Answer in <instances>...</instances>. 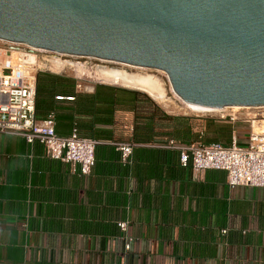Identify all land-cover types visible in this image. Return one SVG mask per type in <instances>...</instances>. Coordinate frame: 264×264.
Returning a JSON list of instances; mask_svg holds the SVG:
<instances>
[{
  "label": "crops",
  "instance_id": "0c3cea01",
  "mask_svg": "<svg viewBox=\"0 0 264 264\" xmlns=\"http://www.w3.org/2000/svg\"><path fill=\"white\" fill-rule=\"evenodd\" d=\"M40 75L48 110L38 117L54 111L59 135L77 125L99 141L96 163L84 175L38 141L1 136L0 264H264V187L231 189L223 170L197 178L169 144L207 143L214 119L231 132L212 142L229 145L235 135L246 145L249 123L182 116L191 127L183 130L132 88L86 81L78 89L70 74ZM113 142L136 144L129 163Z\"/></svg>",
  "mask_w": 264,
  "mask_h": 264
},
{
  "label": "water",
  "instance_id": "95a60500",
  "mask_svg": "<svg viewBox=\"0 0 264 264\" xmlns=\"http://www.w3.org/2000/svg\"><path fill=\"white\" fill-rule=\"evenodd\" d=\"M0 39L161 69L190 106H264V0H0Z\"/></svg>",
  "mask_w": 264,
  "mask_h": 264
},
{
  "label": "built area",
  "instance_id": "2783aa9c",
  "mask_svg": "<svg viewBox=\"0 0 264 264\" xmlns=\"http://www.w3.org/2000/svg\"><path fill=\"white\" fill-rule=\"evenodd\" d=\"M53 56L73 64L81 63L90 70L92 65L83 64V60L86 62L97 59L33 49L26 44L0 39V138L4 134H15L24 137L29 144L38 141L45 147L48 156L79 164L81 173L87 175L96 163V146L100 142L82 136L77 125L73 127L71 134L59 135L55 112L48 113L44 118L37 116V76L40 72L66 73L70 69L75 73L78 89L85 88L86 81L106 82L89 78L87 74L78 75L73 64L67 65L63 71L55 72L49 68L52 66L49 58ZM43 62L44 66L41 64ZM225 108L227 109L217 112V119L249 123L251 130L246 145H240L235 135L229 145L201 141L180 145L174 140L169 144L179 151L183 166L191 164L193 175L197 178L202 177L207 170H223L227 173V183L231 189L238 186L264 187V106L251 107L255 110L252 115L239 114L233 107ZM113 145L120 152L121 161L129 163L136 144L113 142ZM118 225L123 231L128 228L126 221H121ZM227 231L225 229L223 233ZM131 241L132 238L127 239L126 250L131 248Z\"/></svg>",
  "mask_w": 264,
  "mask_h": 264
},
{
  "label": "bare ground",
  "instance_id": "6f19581e",
  "mask_svg": "<svg viewBox=\"0 0 264 264\" xmlns=\"http://www.w3.org/2000/svg\"><path fill=\"white\" fill-rule=\"evenodd\" d=\"M36 49V47H32ZM102 62H111L114 64H118L119 66H99L95 65L92 71L88 70L81 63L73 64V62L68 60H63L60 58H56L55 56L50 57L49 61L52 66L49 67L51 70L55 72L63 71L67 68V65H74L77 70L78 75H85L89 78L95 80H102L103 82L113 84V85H122L124 87L137 89L143 92H146L152 99L157 101L158 103L164 104V106H168L169 98L167 97V91L164 82L154 73L151 72L162 71L161 69L134 65L126 62L115 61L111 59H100ZM44 65V64H43ZM121 65V66H120ZM167 74V73H166ZM173 89V87H172ZM174 96L172 97L175 101L176 99L180 102V104L186 107L188 110L197 113V114H213L220 111H224L225 109L220 108H204L200 106H190L186 103L179 95L174 91ZM240 108H251V107H240L233 106V109Z\"/></svg>",
  "mask_w": 264,
  "mask_h": 264
},
{
  "label": "rangeland",
  "instance_id": "374dc122",
  "mask_svg": "<svg viewBox=\"0 0 264 264\" xmlns=\"http://www.w3.org/2000/svg\"><path fill=\"white\" fill-rule=\"evenodd\" d=\"M21 47H25L23 45H21ZM85 60H83V64H87V65H92V69H88L85 65V66L88 70L92 71L93 70V67L95 65H101V66H119L118 64H114V63H111V62H102L100 59H94V60H88L86 62H84ZM42 66H44V62L41 63ZM121 66V65H120ZM65 73V72H64ZM66 73L67 74H70L72 75L73 77H75V73L70 70V69H67L66 70ZM152 74L154 73V75L156 74L157 76H159V78L164 82L165 84V87H166V91H167V97L169 98V101L167 102L168 103V106H164V104L162 103H159L164 109H166L167 111H169L171 114H174V115H177V116H190V117H195V118H216L217 117V113H211V114H197V113H194L190 110H188L186 107L182 106L180 104V102L176 99V101L172 98L174 96V93H173V89H172V85L170 83V80H169V77L168 75L166 74V72H162V71H152L151 72ZM93 81V80H92ZM95 82V81H93ZM97 83V81H96ZM116 86H122V85H116ZM134 90H137V89H134ZM139 92H142L144 94H146L147 96H149L147 93L143 92V91H140V90H137ZM150 97V96H149ZM157 102V101H156ZM230 110V109H229ZM228 110V111H229ZM235 111H238V113H247V114H254L255 110L253 108H243V109H234ZM231 111V110H230ZM229 111V112H230Z\"/></svg>",
  "mask_w": 264,
  "mask_h": 264
},
{
  "label": "trees",
  "instance_id": "16d2710c",
  "mask_svg": "<svg viewBox=\"0 0 264 264\" xmlns=\"http://www.w3.org/2000/svg\"><path fill=\"white\" fill-rule=\"evenodd\" d=\"M41 73V72H40ZM40 73L38 74L37 76V98H36V106H37V112H39V110L43 109V110H48V106L46 103H44L41 99V91L43 89V86L41 84V75ZM138 94L140 95H143V96H146L148 98H150L149 96H147L146 94L142 93V92H138ZM64 97V96H63ZM71 97H74L75 96H71ZM51 112H54V111H51ZM50 113V112H49ZM38 114V113H37ZM56 115V114H55ZM38 116V115H37ZM185 117H182V116H178V120L181 121L182 120V124L180 125H183V130L188 128L190 129L191 127L190 126H187V125H184V119ZM190 127V128H189ZM79 128V127H78ZM207 130L209 133L213 134L215 137H207L205 140L207 142H212V141H217V137H225L227 138L228 135L230 134L231 132V124L229 123H219L217 122L216 120L214 119H211L209 120L208 124H207ZM80 132V130H79ZM81 134V133H80ZM210 134V135H211ZM82 135V134H81ZM83 136V135H82ZM188 136V135H186ZM86 137V136H85ZM190 142V141H189ZM119 152V151H118ZM120 153V152H119ZM121 158V156H120Z\"/></svg>",
  "mask_w": 264,
  "mask_h": 264
}]
</instances>
